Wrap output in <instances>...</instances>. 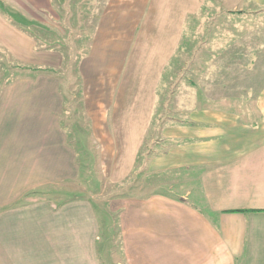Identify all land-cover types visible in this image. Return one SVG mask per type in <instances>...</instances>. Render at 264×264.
Segmentation results:
<instances>
[{
    "label": "crops",
    "instance_id": "1",
    "mask_svg": "<svg viewBox=\"0 0 264 264\" xmlns=\"http://www.w3.org/2000/svg\"><path fill=\"white\" fill-rule=\"evenodd\" d=\"M0 1L12 9L0 8V48L13 64L43 68L18 67L25 74L0 87V264H103L105 207L118 211L127 264H264V88L246 87L251 72L244 68L214 65L196 78L200 72L192 68L169 69L178 89L164 95L160 88L183 17L205 0H108L98 20L79 65L90 135L107 155L112 180L141 166L152 181L146 189L131 183L105 199L108 205L102 198L66 197L82 172L61 122L56 67L64 57L38 46L21 26L37 22L51 0ZM126 1L135 5H113ZM223 3L228 11L246 3L264 7V0ZM169 9L177 17H165ZM115 24H124L120 37L106 38ZM140 25L151 55L132 66L127 43ZM166 25L176 32L170 26L166 37ZM148 136L152 146L138 166Z\"/></svg>",
    "mask_w": 264,
    "mask_h": 264
},
{
    "label": "rangeland",
    "instance_id": "2",
    "mask_svg": "<svg viewBox=\"0 0 264 264\" xmlns=\"http://www.w3.org/2000/svg\"><path fill=\"white\" fill-rule=\"evenodd\" d=\"M223 1H202L192 13H187L183 17L180 41L175 42L174 55L165 63L166 74L164 76L166 79L163 80L162 87H160L163 89L164 95L178 89V82H176L177 85L174 83V78L177 75L167 74L169 69L172 72L173 69L176 71L179 68L180 70L192 68V70L200 72V74L192 75L193 78H196L195 76L200 77L201 73L203 75L204 69L212 65L244 68L251 72L250 75L245 74L244 85L247 87L250 82L254 85L259 83L260 89L264 88V7L249 5L248 8L251 9H247L246 3L244 9L228 11L225 9ZM2 4L0 1V5ZM117 4L121 6L120 10L135 5L131 1L115 2L113 5ZM4 7L6 10L9 9L6 5ZM49 7L47 11L43 10L42 14L40 12L37 22L32 24L25 21L21 26L36 37L38 46L57 49L62 52L64 57V63H59L56 67L57 77L64 95L61 122L69 133L70 144L79 151L78 160L82 172L78 181L69 184L70 190L66 197L80 194L92 198H102L108 205L109 202L105 199L123 194L132 185L131 183L141 189L143 187L146 189V184L152 183L147 175L145 176L143 173L144 177L142 176L141 166L128 176L112 180L108 175L111 171L105 169L108 164L107 155L101 154L99 143L90 135L92 123L88 111L91 107L85 106L83 79L80 75L79 65L82 58L89 52L96 25L108 7V0H51ZM4 14L13 19L8 13ZM16 15L21 22L24 21L22 19L24 17L21 18L19 13ZM172 15H174L173 18L177 17L176 9L174 11L169 9L165 17L168 16L171 19ZM117 17H120V20L115 21L121 22V14L113 16L114 19ZM210 18L212 24L209 26L207 22ZM140 26L137 29L134 27L136 31L134 30L133 42L130 44L128 41L127 43V47L129 45L131 47L128 65L139 66L142 63H147L145 57L151 55L150 44L146 40V29ZM170 26V30L175 28ZM170 26L166 25L164 32L166 37L171 33ZM123 28L124 24L109 26L106 38L120 37ZM207 35H212L213 38L207 40ZM18 67L19 65L16 63L13 64L10 55L0 48V87L17 76L25 74L26 70ZM29 69L32 70V68ZM31 73L36 72L32 71ZM172 81L173 86L170 85ZM166 85H170L171 87L167 88L174 90L166 89ZM261 92L264 93V91ZM107 102H109L108 97ZM249 108L252 110V107ZM160 113L161 111L154 116L153 126L158 125L157 120L160 118ZM182 114L181 111L174 112L177 117H181ZM151 143V138L148 136L136 157L138 166L146 159V153L152 146ZM76 183L79 186L78 190ZM148 186L151 187L150 184ZM102 202L101 204H103ZM104 212L108 226L107 230L103 231L102 238L105 236V240H102L100 245L103 264H127L121 251V238L117 227L118 211L108 210V207H105Z\"/></svg>",
    "mask_w": 264,
    "mask_h": 264
},
{
    "label": "trees",
    "instance_id": "3",
    "mask_svg": "<svg viewBox=\"0 0 264 264\" xmlns=\"http://www.w3.org/2000/svg\"><path fill=\"white\" fill-rule=\"evenodd\" d=\"M5 5L4 4H2V5H0V8L3 10V11H6V9H5V7H4ZM19 67L20 68H25V67H27V66H23V65H19ZM27 68H34V69H43V68H35V67H27Z\"/></svg>",
    "mask_w": 264,
    "mask_h": 264
}]
</instances>
